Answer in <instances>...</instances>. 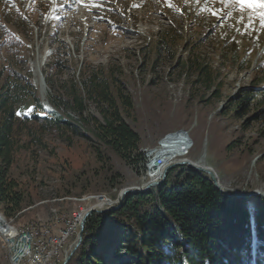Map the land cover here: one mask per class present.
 <instances>
[{
	"label": "rangeland",
	"instance_id": "1",
	"mask_svg": "<svg viewBox=\"0 0 264 264\" xmlns=\"http://www.w3.org/2000/svg\"><path fill=\"white\" fill-rule=\"evenodd\" d=\"M260 11L241 10L238 0H0V77L11 63L51 108L53 89L43 70L53 84L78 81L87 68L110 72L132 98V110L122 114L140 136L145 157L144 168L133 169L107 148L98 156L88 131V139L73 136L68 142L57 131L19 123V148L8 176L23 201L13 214L0 202V213L13 225L34 222L59 232L81 210L83 215L89 208L115 206L137 194L122 198L124 189L156 187L145 189L153 152L162 147L179 150L172 163L185 159L211 169L226 191L264 194V113L256 116L264 107ZM37 54L44 58L35 71ZM55 54L61 70L51 67ZM247 90L253 96L239 114L231 99ZM85 103L87 113L103 121L95 104ZM30 106L27 99L17 110ZM176 138L185 142L186 152L179 143L166 147ZM178 165L187 164L173 166ZM79 223L59 264L74 247ZM5 256L0 246V264H7Z\"/></svg>",
	"mask_w": 264,
	"mask_h": 264
},
{
	"label": "trees",
	"instance_id": "2",
	"mask_svg": "<svg viewBox=\"0 0 264 264\" xmlns=\"http://www.w3.org/2000/svg\"><path fill=\"white\" fill-rule=\"evenodd\" d=\"M54 57L51 67L61 70L64 65L58 54ZM5 66L9 70L0 77V202L7 214L20 209L23 201L8 176L19 148V123L35 124L41 132L57 131L68 142L73 136L88 139V131L96 140L98 156H103L101 147L107 148L131 168H144L140 136L122 114L132 110V98L110 72L87 68L78 81L53 84L43 70L53 89L47 108L24 75L11 63ZM252 96L247 90L232 97L239 114ZM27 99L30 108L17 110ZM86 99L99 109L103 121L87 113ZM263 113L264 107L256 116ZM127 259L134 264H264V199L228 197L207 173L188 165L170 167L162 184L126 196L116 210L90 214L83 240L67 264H123Z\"/></svg>",
	"mask_w": 264,
	"mask_h": 264
},
{
	"label": "built area",
	"instance_id": "3",
	"mask_svg": "<svg viewBox=\"0 0 264 264\" xmlns=\"http://www.w3.org/2000/svg\"><path fill=\"white\" fill-rule=\"evenodd\" d=\"M81 211L75 213L67 227L56 233L46 225L34 222L13 225L10 217L8 219L0 213V246L6 254L7 264H16V259H24V264H59V254L64 250L73 227L80 222Z\"/></svg>",
	"mask_w": 264,
	"mask_h": 264
},
{
	"label": "water",
	"instance_id": "4",
	"mask_svg": "<svg viewBox=\"0 0 264 264\" xmlns=\"http://www.w3.org/2000/svg\"><path fill=\"white\" fill-rule=\"evenodd\" d=\"M176 164H187L188 166L194 168V169H197V170H201V171H204L206 173H208V175L210 176L211 180L213 181L214 185L223 193L225 194L226 196L228 197H250V196H261L262 198H264V194H261L259 193V191H250V192H247V193H242V192H229V191H226L224 190L222 187H221V184L217 181V175L215 174V172H213L211 169H208L206 166H202V165H199V164H196V163H193L191 161H186V160H182V161H179V162H173V163H170L168 164L164 169H163V175L160 179L158 180H151L149 181L148 185L145 187L148 188V187H152V186H158L160 184H162L165 180V177H166V172L167 170L172 167L173 165H176ZM144 190V189H143ZM143 190H133V189H124L122 191V195L121 197L123 198L125 195L127 194H131V193H138V192H142ZM124 199V198H123ZM123 199L120 201L119 204L115 205V206H109L107 208H104V209H99L94 207V208H89L85 211L84 215L81 217L80 219V223H79V231L77 233V239H76V242L74 244V247L73 249L64 257V259L62 260V263L61 264H67L73 254V251L78 247L79 243L81 242V239H82V235H83V228H84V224L86 222V219L87 217L94 213V212H98V213H106V212H109V211H113V210H116L120 207Z\"/></svg>",
	"mask_w": 264,
	"mask_h": 264
},
{
	"label": "bare ground",
	"instance_id": "5",
	"mask_svg": "<svg viewBox=\"0 0 264 264\" xmlns=\"http://www.w3.org/2000/svg\"><path fill=\"white\" fill-rule=\"evenodd\" d=\"M44 58V55L43 56H41L40 54H37V56H36V59H35V62H34V64H33V66H34V68H36V70L35 71H38V67L41 65L40 63H41V59H43ZM173 141H175V142H173ZM173 142V143H172ZM182 144V146H183V149H185V152H186V144H185V142H183V140L182 139H180V138H176V139H174V140H172L171 142H169L168 144H166V145H168V146H166L167 148H169V149H171V147H174V148H176V146L177 145H179V144ZM173 150V149H172ZM153 155H154V157H155V162H154V164L152 165V167L150 168V170H151V174H152V176H151V180H158V179H160L161 177H162V175H163V169L168 165V164H170V163H172V160L174 159V158H176V155L177 156H180V152H179V150L178 149H174L173 151H168V149H166L165 147H162V148H158L157 150H155L154 152H153ZM182 160H185V159H182ZM182 160H180V161H182ZM186 161H188V160H186ZM193 163H196V164H199V165H201L199 162H197V161H195V162H193ZM202 166H204V165H202ZM150 180V181H151ZM217 181H218V179H217ZM219 182V181H218ZM222 186V185H221ZM101 204V202L98 204V205H100ZM86 211V210H85ZM82 213V212H81ZM85 213V212H84ZM84 213H83V215H84ZM82 215V216H83ZM81 216V217H82ZM24 263V259H16V264H23Z\"/></svg>",
	"mask_w": 264,
	"mask_h": 264
},
{
	"label": "snow or ice",
	"instance_id": "6",
	"mask_svg": "<svg viewBox=\"0 0 264 264\" xmlns=\"http://www.w3.org/2000/svg\"><path fill=\"white\" fill-rule=\"evenodd\" d=\"M241 10L244 8H249L255 10L256 8H260L261 11L258 13L261 16L262 22H264V5H257L254 3V0H238ZM213 15H216L215 12L212 13Z\"/></svg>",
	"mask_w": 264,
	"mask_h": 264
}]
</instances>
